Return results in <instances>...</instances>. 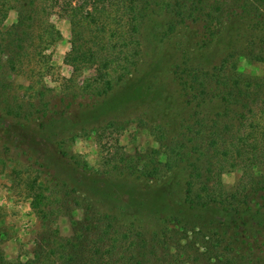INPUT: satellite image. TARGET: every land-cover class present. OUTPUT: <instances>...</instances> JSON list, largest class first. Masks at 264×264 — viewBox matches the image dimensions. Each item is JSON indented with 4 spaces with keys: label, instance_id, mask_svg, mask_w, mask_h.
I'll use <instances>...</instances> for the list:
<instances>
[{
    "label": "rangeland",
    "instance_id": "obj_1",
    "mask_svg": "<svg viewBox=\"0 0 264 264\" xmlns=\"http://www.w3.org/2000/svg\"><path fill=\"white\" fill-rule=\"evenodd\" d=\"M182 1L184 10L191 11L183 21L166 9L174 0L152 1L138 68L92 106L79 98L82 105L62 115L34 120L15 119L4 110L14 92L23 94L29 85L35 89L38 81L52 88L55 103L68 79L83 86L92 76V69L74 72L64 61L72 35L63 3L51 17L60 38L44 51L47 65L33 64L32 74L0 68V253L10 264L31 257L40 233L35 212H59V234L68 238L87 205L149 236L166 238L161 243L167 248H159L156 264H264V208L255 200L193 205L184 198L189 166L204 161L208 152L202 127L219 120L224 104L214 100L196 109L192 119L178 78L189 68L206 72L226 56L228 77L234 76L240 89L260 87L264 95V46L248 7L252 0ZM13 21L10 12L5 25ZM0 59L4 64L7 58ZM224 116L217 125L221 131L214 129L231 137L235 130L223 127L229 125ZM109 121L115 128L103 129ZM60 143L86 166L59 156ZM112 156L139 158L137 168L159 167L160 175L143 180L137 173L99 174L104 158ZM238 168H227L220 177L228 194L240 188ZM65 186L78 195L76 202H65Z\"/></svg>",
    "mask_w": 264,
    "mask_h": 264
},
{
    "label": "trees",
    "instance_id": "obj_2",
    "mask_svg": "<svg viewBox=\"0 0 264 264\" xmlns=\"http://www.w3.org/2000/svg\"><path fill=\"white\" fill-rule=\"evenodd\" d=\"M152 1L0 0V56L7 58L4 64L0 59V68L4 67L10 74H19L24 69L32 74L33 64L47 65L43 59L44 51L60 38V31L51 17L56 7L62 9L63 3L62 11L68 18L72 35L71 48L64 61L74 72L93 70L83 86L75 84L72 77L63 87L60 84L62 92L59 97L54 94L59 98L55 103L52 88L41 81L36 82L35 89L29 85L23 94L14 92L12 100L5 101L6 114L15 119H51L76 104L82 105L78 103L79 98L87 99L92 106L111 93L141 62L143 29ZM185 7L182 0L166 5V9L174 11L182 21L191 14V11L184 10ZM248 7L253 12V26L260 32L264 46V0H252ZM10 12L14 13V21L7 26L5 21ZM225 61L226 56L206 72L189 68L178 77L179 91L184 96L185 105L193 111L192 119L196 109L218 100L223 102L224 111L217 118L220 120L225 115L229 125L223 127L235 130V134L228 132L231 137L223 136L224 131L217 133L214 127L219 120L216 119L213 124L206 123L202 127L201 137L207 139L208 154L203 153L204 161L197 160L189 166L183 185L184 198L193 205L224 204L230 198L240 199L245 204L255 200L264 208V95L260 87L240 89L237 79L232 75L228 77ZM212 82L216 86L213 87ZM103 127L108 130L114 129L115 125L109 121ZM57 152L75 166H86L61 143ZM104 159L99 174L137 173L143 180H156L160 175L159 167L149 168L145 164L137 168L134 164H138L139 158L135 161L132 158L125 160L122 156ZM237 166L241 171V185L238 192L228 194L222 188L220 177L227 168ZM63 190L68 196L65 202L79 199L74 190L66 186ZM91 209L90 205L86 206L83 218L73 224V235L68 238L59 234V212H35L39 221V239L31 257L15 264H156L154 258L159 248H167L161 243L166 238L160 239L159 234L149 236L142 229L135 228V224H127L110 213ZM0 264H10L1 253Z\"/></svg>",
    "mask_w": 264,
    "mask_h": 264
}]
</instances>
